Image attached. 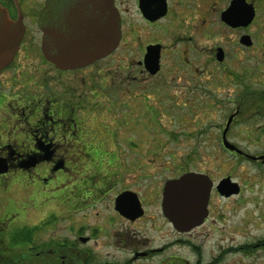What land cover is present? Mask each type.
<instances>
[{
    "label": "flooded vegetation",
    "instance_id": "flooded-vegetation-1",
    "mask_svg": "<svg viewBox=\"0 0 264 264\" xmlns=\"http://www.w3.org/2000/svg\"><path fill=\"white\" fill-rule=\"evenodd\" d=\"M218 1L207 2L200 15V0H0L9 19L22 27L12 60L0 69L9 80L7 91H0V110L9 111L17 121L11 127L8 119L2 122L0 161L7 171L0 172V183L16 175L21 187H32L31 195H42L41 203H21L16 219L11 212L4 216L6 211H0L4 216L0 264H264V151L248 153L228 138L231 126L250 110V104L245 107L242 101L254 97L264 103V89L249 96L253 93L242 87L246 80L238 70L245 67L225 66L227 45L252 44L242 38L255 19L256 6L245 0L253 4L255 14L243 25L241 18L231 20L234 0H226L222 7ZM117 16L120 37L107 54L67 69L44 57L46 36L55 50L63 49L62 42L71 37L76 42L93 38L101 42L103 34L114 31ZM200 35L211 42L198 49ZM20 57H31L32 67L37 65L48 75L38 80L25 72L23 62L29 61ZM156 58L158 68L152 72ZM216 67L226 70V80L217 78ZM30 82L36 93L23 90ZM154 82L164 84L152 88ZM13 84L18 86L11 88ZM137 84L142 92H136ZM173 84L185 85L177 87L181 95H204V99L212 97L213 87L238 85L240 103L218 127L222 147L232 154L227 158L231 171L212 176L181 164L160 188L153 189L136 176L118 187L112 178L117 172L102 168L105 159L113 165L109 152L104 158L89 155L97 169L87 173L85 167L80 173L79 204L69 199L54 203L49 195L43 198L52 190L53 179L66 182L67 176L72 177L68 173L74 171L72 161L76 164L81 158L73 157V147L84 148L87 155V147L119 143L116 130L132 120L129 111L135 109L130 101L146 100L152 92L170 98L167 88ZM121 97L129 101L124 103L129 109L126 118L116 117ZM257 106L259 110L260 103ZM163 108L154 109L160 113ZM104 113L111 119L107 123ZM89 116L97 117L100 125L89 124ZM224 140L238 151L228 149ZM188 171L207 175L211 187L206 210L184 228V221L176 226L165 214L162 198L165 182Z\"/></svg>",
    "mask_w": 264,
    "mask_h": 264
},
{
    "label": "rangeland",
    "instance_id": "rangeland-1",
    "mask_svg": "<svg viewBox=\"0 0 264 264\" xmlns=\"http://www.w3.org/2000/svg\"><path fill=\"white\" fill-rule=\"evenodd\" d=\"M252 1H254L256 6V16L253 22L244 30L251 37L252 44L246 47L238 42L236 45H227L228 58L227 64L225 63V66L231 65V67L235 64H240L242 69L243 67L247 69V71L245 69L240 71V68L238 70L240 75L246 80L242 87L248 86L251 90L248 93H253L249 94V96L264 89V0ZM207 2L211 4L212 0H206L203 4H201L202 1L200 0V15L207 9L208 6H205ZM218 2L217 6L222 7L227 1L219 0ZM216 36L215 40L218 42L219 37ZM233 37L232 34L231 39ZM209 42H211V39L208 41L200 35L198 49H201V45H209ZM20 59L29 61L23 62L22 70L32 72L36 79L42 80L43 77L48 75L43 72L41 67L37 65L32 67L31 57H20ZM9 71L6 73L8 74ZM225 75V69L216 67V76L219 80L225 79ZM5 76L3 74L0 75V91H7L5 86L8 85L9 80H5ZM154 83L152 88L164 84L163 82ZM31 85L32 82L27 83L23 90L36 93L31 89ZM16 86L18 85L13 84L10 87ZM182 86L185 85L173 84L170 89L167 88V92L173 95L170 98H162L163 96L160 98L156 93L152 92L146 100L141 98L132 99L130 103L134 105L135 109H133V112L129 111L125 105L129 101L121 97V104L117 108L116 117L126 118L124 114L129 111L132 115V120L126 124L123 123L118 128V131L116 130L119 143L109 142L107 144L108 147L101 146L97 147L98 149L87 147V155L83 153L84 148L73 147V157L78 160L77 155H81V158L76 164H74V160L72 161L74 171H68L69 174H72V177L67 176L66 182L59 181L57 178L53 179L51 183L52 190L44 194L43 198L49 195L51 202L54 203H64L66 199H69L72 202L77 200L79 204L81 201L79 192L82 189L80 173L85 167L88 169L87 173H96L93 169H97L89 155H97L104 158L105 156L108 157L109 152L114 155L113 165L111 167L108 166L106 164L107 159H105L101 162L102 168L107 173L111 171L117 172V175L113 174L112 178L118 183V187L126 184L127 180H130L132 176H136L142 183L150 184L151 188L155 185L160 188L166 178L179 172L181 164L209 172L212 176L231 171V164H229L230 162L227 158L232 157V154L222 147L219 141L220 130L218 127L224 124L228 113L233 111L235 106L240 103V98L235 92L236 88L238 90V85L230 84L213 87L211 89L213 94L210 95L212 97L216 96L213 99L212 97L204 99V95H200V97L198 95H181L177 87ZM140 91H143L142 85L137 84L136 92ZM175 93L178 96L174 95ZM250 98L252 97H248L246 103L244 100L242 101L244 105L246 104L245 107H249L248 104H250V110L247 111L248 113H243L231 126L228 138L237 144L240 149L256 154L264 151V103L261 100L253 99L254 97ZM258 103L261 105L259 110H257ZM148 106L149 110H151L150 112L146 109ZM158 106L166 109H160V113H158L155 110ZM102 117V120H105L104 123L111 120L107 118L105 113ZM89 118L90 120L87 118L89 124L93 126L100 125L97 117L93 116L91 118L89 116ZM3 119L11 121L10 127L13 124H17L12 113L9 111L3 112V109H1L0 130ZM106 131L107 133H113L114 130L112 132L110 130ZM128 138L133 140V145L126 141ZM104 172L100 171V173ZM105 177H107L106 174ZM17 178L16 175L9 176L6 179L3 178L0 183V211L2 209L6 211L4 216L11 212V218L13 219H16L15 211L17 212V207L21 203H39L42 197V195L40 197L35 194L31 195L32 187L26 185L21 187L22 185L16 180ZM247 205L250 204L248 203ZM4 216L0 214L1 218ZM261 226L264 230V221Z\"/></svg>",
    "mask_w": 264,
    "mask_h": 264
},
{
    "label": "water",
    "instance_id": "water-1",
    "mask_svg": "<svg viewBox=\"0 0 264 264\" xmlns=\"http://www.w3.org/2000/svg\"><path fill=\"white\" fill-rule=\"evenodd\" d=\"M106 2L108 1L104 3ZM233 3L231 20L234 21L241 18V24H249L255 14L253 4L245 0H234ZM236 10L239 11V15L235 14ZM225 14L226 12L222 14L224 20H226V17H224ZM21 37L22 27L9 19L6 10L0 6V69L12 60ZM119 37L120 32L117 16L114 21V31L111 30L103 34L101 42H96L95 38L89 42H76L71 37L66 42H62L61 46L63 49L55 50L50 45L48 36H46L42 45L43 55L59 68H73L107 54L117 43ZM83 38L86 39V37ZM242 42L249 45L251 44V39L246 35L243 36ZM64 47L68 49H64ZM154 61L153 69H151L152 72H155L158 68L157 58ZM227 127L228 123L224 129V133ZM224 144L228 149L238 151V149L232 147L226 140H224ZM5 171H7V166L1 160L0 172ZM210 187L209 177L201 172L188 171L177 178L168 179L164 185L162 198L165 214L176 226L180 224V221H184V228L191 227V224L197 222V217L201 216L206 210Z\"/></svg>",
    "mask_w": 264,
    "mask_h": 264
}]
</instances>
